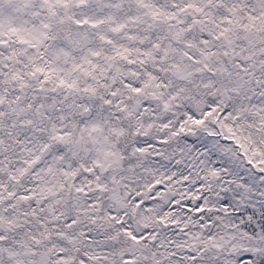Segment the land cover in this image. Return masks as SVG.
<instances>
[{
    "label": "snow or ice",
    "instance_id": "snow-or-ice-1",
    "mask_svg": "<svg viewBox=\"0 0 264 264\" xmlns=\"http://www.w3.org/2000/svg\"><path fill=\"white\" fill-rule=\"evenodd\" d=\"M0 264H264V0H0Z\"/></svg>",
    "mask_w": 264,
    "mask_h": 264
}]
</instances>
